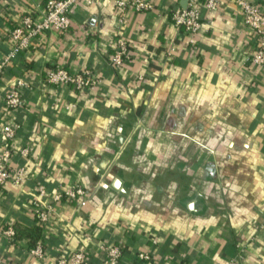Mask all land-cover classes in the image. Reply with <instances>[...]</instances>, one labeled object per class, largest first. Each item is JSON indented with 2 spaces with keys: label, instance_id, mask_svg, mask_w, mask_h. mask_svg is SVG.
<instances>
[{
  "label": "crops",
  "instance_id": "obj_1",
  "mask_svg": "<svg viewBox=\"0 0 264 264\" xmlns=\"http://www.w3.org/2000/svg\"><path fill=\"white\" fill-rule=\"evenodd\" d=\"M150 1L138 12L82 0L67 33L48 34L1 72L0 152L11 149L10 171L25 170L21 185L0 186L2 264H56L78 250L101 264L105 243L121 248L118 264H230L239 251V264H264V66L250 63L254 38L231 3L203 9L190 36L169 19L188 0ZM45 2L0 0V59L9 31L39 19ZM118 35L129 60L112 67ZM54 68L90 71L96 84L50 86L44 74ZM16 79L26 86L6 140L3 99ZM38 184L79 185L85 205L41 197ZM36 199L50 207L43 224ZM37 244L41 257L30 255Z\"/></svg>",
  "mask_w": 264,
  "mask_h": 264
},
{
  "label": "built area",
  "instance_id": "obj_2",
  "mask_svg": "<svg viewBox=\"0 0 264 264\" xmlns=\"http://www.w3.org/2000/svg\"><path fill=\"white\" fill-rule=\"evenodd\" d=\"M82 0H46L43 13L39 19L31 16H25L20 19L8 34L11 43V50L0 59V74L10 66L18 55L27 50L36 42L44 41L48 34L67 33L71 27V14L73 9L79 5ZM87 4H91L93 0H85ZM170 3L172 0H165ZM231 3L239 11L242 21L250 30L255 41V50L250 55V63L256 66H264V0H188L186 7L174 5L170 10V22L173 26L182 29L186 34L196 35L202 28V10L215 11L221 8L222 4ZM115 7L120 11L132 9L134 11L148 12L152 10L153 3L150 0H114ZM122 21V18H120ZM114 53L110 58L112 67H119L127 61L129 57V43L118 35L114 40ZM44 81L53 87L68 86L74 91L85 92L90 90L96 84V77L87 70L79 73H72L64 68H54L45 71ZM22 79H16L5 90L3 99V116L6 118L2 127V133L6 140L14 137L19 125L12 122L11 114L18 110L22 104V90L25 87ZM11 149L4 147L0 152V186L4 185L7 180L13 181L15 185H21L25 177L24 168H17L10 171L8 162L10 159ZM28 148L20 149L21 156L26 157ZM36 191L41 197H46L53 202L66 199L76 201L79 207L85 205L84 197L87 195L85 190L79 185H73L67 189H60L55 192H48L43 184L36 185ZM35 207L34 215L36 220L43 224L47 222L50 207L43 206L38 199L33 203ZM15 230L12 227H6L2 230V235L8 241H14ZM90 241V237H88ZM102 252L101 264H118L122 252L116 243H105L99 246ZM42 246L37 244L30 250V255L35 257L42 256ZM140 259H150L147 254L140 253ZM243 251H239L237 257L230 264H239L243 261ZM0 264L2 260L0 259ZM56 264H86L85 250L75 251L65 257H59Z\"/></svg>",
  "mask_w": 264,
  "mask_h": 264
},
{
  "label": "trees",
  "instance_id": "obj_3",
  "mask_svg": "<svg viewBox=\"0 0 264 264\" xmlns=\"http://www.w3.org/2000/svg\"><path fill=\"white\" fill-rule=\"evenodd\" d=\"M128 49H130V47H128ZM129 60V57H128V59H127V61ZM126 62V61H125ZM17 234V233H16ZM16 234H15V238H16ZM37 236V235H36Z\"/></svg>",
  "mask_w": 264,
  "mask_h": 264
},
{
  "label": "water",
  "instance_id": "obj_4",
  "mask_svg": "<svg viewBox=\"0 0 264 264\" xmlns=\"http://www.w3.org/2000/svg\"><path fill=\"white\" fill-rule=\"evenodd\" d=\"M182 7L185 8L186 6H184V4H183ZM115 185H117V182H115Z\"/></svg>",
  "mask_w": 264,
  "mask_h": 264
}]
</instances>
